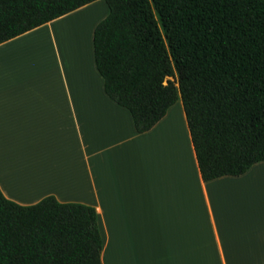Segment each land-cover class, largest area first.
Instances as JSON below:
<instances>
[{"label": "crops", "instance_id": "0c3cea01", "mask_svg": "<svg viewBox=\"0 0 264 264\" xmlns=\"http://www.w3.org/2000/svg\"><path fill=\"white\" fill-rule=\"evenodd\" d=\"M100 1L0 44L1 193L22 206L52 196L94 208L100 264H264V162L203 182L181 101L135 132L105 95L93 49L85 89L32 82L34 35ZM63 33L76 84L87 75L84 44ZM181 136L184 164L181 149L171 152Z\"/></svg>", "mask_w": 264, "mask_h": 264}, {"label": "trees", "instance_id": "16d2710c", "mask_svg": "<svg viewBox=\"0 0 264 264\" xmlns=\"http://www.w3.org/2000/svg\"><path fill=\"white\" fill-rule=\"evenodd\" d=\"M96 1L0 0V44ZM104 2L94 65L135 132L180 100L203 182L264 162V0ZM101 244L94 208L0 191V264H100Z\"/></svg>", "mask_w": 264, "mask_h": 264}, {"label": "rangeland", "instance_id": "374dc122", "mask_svg": "<svg viewBox=\"0 0 264 264\" xmlns=\"http://www.w3.org/2000/svg\"><path fill=\"white\" fill-rule=\"evenodd\" d=\"M107 11L108 9L105 2L101 0L96 5L91 6L86 10H83L82 12L74 14L70 17H67L53 24L48 29H44L39 33L35 34L34 37L36 36L37 39L32 45L33 47L31 50V68L33 74L35 75V78H33L32 82L48 84H61L63 82H67L70 85L80 86L81 88L85 89L87 82H89L91 79L88 68L89 65H91V40L93 30L97 23L100 22L107 15ZM73 22L75 24H73ZM72 24L73 26H75V31L70 29L71 36H68L67 38L77 40L78 46H82L84 44L86 52L84 59L86 60L87 65V75L80 76V78L76 76L78 77V80L80 79V81L76 84L72 82L69 73H67L66 70L63 68L64 66L61 60V34L63 31H66L68 28H70ZM60 62L62 67L60 66ZM60 67L63 71L62 74H60ZM166 80L176 82L175 78H166ZM166 147L167 143H165V150L168 149V147ZM185 147V138L181 136L180 146L178 145V142H176L175 147H172L171 151L172 155L176 154V156H178V149H181V160L183 164L186 160Z\"/></svg>", "mask_w": 264, "mask_h": 264}, {"label": "bare ground", "instance_id": "6f19581e", "mask_svg": "<svg viewBox=\"0 0 264 264\" xmlns=\"http://www.w3.org/2000/svg\"><path fill=\"white\" fill-rule=\"evenodd\" d=\"M73 24H75L74 22H73ZM73 24L71 25V27L70 28H68L66 31H63L64 33V36H65V38L66 37H70L71 36V32H70V29H72L73 31H75V26H73ZM77 30V29H76ZM69 34V35H68ZM77 34V33H76ZM72 35H73V33H72ZM62 38V37H61ZM69 39V38H68ZM61 45H62V49L64 50V47H63V44H62V42H61ZM65 51V50H64ZM66 52V51H65ZM65 54V53H64ZM65 55H67V53L65 54ZM66 58H67V56H65ZM66 60H68V59H66ZM64 63H65V61H64ZM68 64V63H67ZM164 138H166V137H164Z\"/></svg>", "mask_w": 264, "mask_h": 264}]
</instances>
